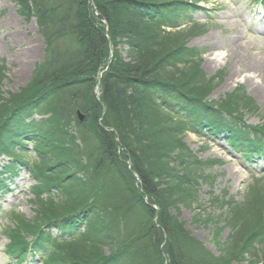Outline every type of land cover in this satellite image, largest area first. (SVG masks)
<instances>
[{
  "label": "trees",
  "instance_id": "16d2710c",
  "mask_svg": "<svg viewBox=\"0 0 264 264\" xmlns=\"http://www.w3.org/2000/svg\"><path fill=\"white\" fill-rule=\"evenodd\" d=\"M16 1L23 16L37 17L46 49L31 82L0 106V157L9 158L0 193L29 166L24 147L33 143L36 156L37 215L14 211L15 226L4 231L13 259L43 256L53 244L61 251L43 264H264V179L254 180L245 202L225 201L233 232L224 247L225 225L211 213L203 220L215 224L220 255L172 213L198 201L199 179L208 178L187 132L223 135L246 156L264 140V125L247 128L234 113L253 105L243 89L220 104L207 100L223 71L206 80L205 51L187 37L201 31L190 10L208 0ZM63 243L81 248L66 253Z\"/></svg>",
  "mask_w": 264,
  "mask_h": 264
},
{
  "label": "rangeland",
  "instance_id": "374dc122",
  "mask_svg": "<svg viewBox=\"0 0 264 264\" xmlns=\"http://www.w3.org/2000/svg\"><path fill=\"white\" fill-rule=\"evenodd\" d=\"M205 3L201 4V9L190 10V15L200 25L201 31L188 36L187 41L188 46L200 47L205 51L200 64L206 80L223 71L222 78H216L215 83L210 81L214 83V88L207 100L220 104L228 94L241 88L255 107H238L234 113L243 115L242 126H263L264 83L261 77H264V0L261 3L258 0H208ZM240 15L247 19L246 25L239 24ZM223 42L228 46L223 45ZM230 43L239 48L235 49ZM45 49L46 41L39 31L37 17L23 16L16 0H0V106L3 104L1 100L8 98L10 93H18L31 82L36 68L45 60ZM220 53L223 54L217 56ZM245 53L248 54V60L254 58L259 61L256 62L261 66L259 69H263L261 74L244 71L242 66L246 62L242 54ZM44 106L48 109L43 110L48 113L49 106ZM216 117L226 120L221 115ZM35 119L40 117L36 116ZM184 136L185 142L199 160L206 162L204 173L208 178L205 181L202 177L199 179L198 201L191 205L179 203L177 208H172V213H179V220L185 223L192 235L213 254L220 255V248L226 245L225 240L233 232V228L226 225L229 214L223 205L230 199L243 203L247 197H252V193L247 196L251 184L256 177L264 178V151L260 155L247 157L242 155L243 152L234 145L235 142H228L222 136L209 137L191 131ZM24 152L31 168L36 158L33 143L24 147ZM6 162V156L0 157V167ZM20 171L18 178L10 182L7 191L0 193V264H16L17 261L6 251L10 237L4 231L6 227L15 226V221L8 218V214L15 211L25 215L27 220H32L38 211L34 198L38 182L31 176L29 167L23 166ZM52 192L57 193L55 188ZM214 197H218L221 202L213 203ZM209 213L216 219L218 226L225 225L218 238L221 247L214 237L215 224L203 222ZM51 234L61 235L56 229ZM63 246L66 253L71 248H75L78 253L77 248H81L70 243H63ZM53 251L60 252L61 249L49 244L43 256L30 253L21 264H43L42 257L48 259ZM102 251L109 255L110 248L105 246Z\"/></svg>",
  "mask_w": 264,
  "mask_h": 264
},
{
  "label": "bare ground",
  "instance_id": "6f19581e",
  "mask_svg": "<svg viewBox=\"0 0 264 264\" xmlns=\"http://www.w3.org/2000/svg\"><path fill=\"white\" fill-rule=\"evenodd\" d=\"M239 24L241 25V24H243V25H246L247 24V19L245 18V16L244 15H240L239 16ZM263 31H264V27H263V29H262ZM263 39H264V37H263ZM223 45H226V47L228 46V44L227 43H225V42H223ZM230 46H233V47H235V49H238L239 48V46H237V45H234L233 43H230ZM224 47V46H223ZM225 47V48H226ZM223 53H220V54H218L217 56H219V55H222ZM243 56H242V59H245V66H242L243 67V69H244V71H249L250 73L252 72V73H255V72H260V74L262 73V70L263 69H259V67H261V66H258V63L256 62V61H258L257 59H254V58H250L249 60L247 59L248 58V54L247 53H245V54H242ZM246 60H248V62L246 61ZM259 62V61H258ZM259 75V74H258ZM263 76V75H262ZM263 80V83H264V77H261ZM222 126H224V125H222ZM249 134H246V135H244V133H242L241 135H240V139L242 140V141H244V140H246V137L248 136ZM251 137V139H256V137L255 136H250ZM240 148L242 149V147H241V145H239V150H240Z\"/></svg>",
  "mask_w": 264,
  "mask_h": 264
},
{
  "label": "water",
  "instance_id": "95a60500",
  "mask_svg": "<svg viewBox=\"0 0 264 264\" xmlns=\"http://www.w3.org/2000/svg\"><path fill=\"white\" fill-rule=\"evenodd\" d=\"M79 115H80V119L83 120L84 117L80 114V111H79Z\"/></svg>",
  "mask_w": 264,
  "mask_h": 264
}]
</instances>
